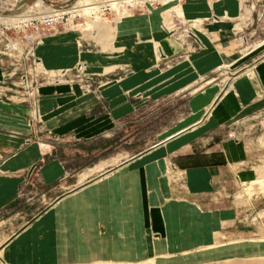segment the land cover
<instances>
[{
	"label": "rangeland",
	"instance_id": "rangeland-1",
	"mask_svg": "<svg viewBox=\"0 0 264 264\" xmlns=\"http://www.w3.org/2000/svg\"><path fill=\"white\" fill-rule=\"evenodd\" d=\"M202 1L208 0H0V160L37 142L51 150L18 199L0 211V249L61 195L195 122L189 102L196 93L212 82L226 86L232 73L264 56V0H240L254 15L244 47L256 45V57L246 59L245 52L242 62L210 74L190 93H149L159 90L162 68L199 51L192 40L179 53L176 45L191 24L182 10ZM45 19L53 25L44 26ZM162 45L175 50L171 59ZM256 89L263 103L264 89ZM246 105L203 128L201 146L213 145V138L246 150L230 166L237 181L224 190L192 194L169 174L177 191L167 200L160 183L166 160L121 173L124 168L99 177L103 189L93 196L84 192L63 204L72 207L63 222L55 216L56 222L31 226L19 249L10 251L12 243L0 251V264H264V103ZM115 107L125 110L116 115ZM80 127L94 137L83 139ZM53 158L67 179L46 185L38 170Z\"/></svg>",
	"mask_w": 264,
	"mask_h": 264
},
{
	"label": "crops",
	"instance_id": "crops-1",
	"mask_svg": "<svg viewBox=\"0 0 264 264\" xmlns=\"http://www.w3.org/2000/svg\"><path fill=\"white\" fill-rule=\"evenodd\" d=\"M202 3L205 5L182 10L185 16L183 17L184 22H191V24H187V29L185 27L183 29L187 35H180L181 32H178V36H181L183 44L177 43L176 45V53H179L181 50L185 51V44L192 40V42L197 44L199 51L183 57L172 67H168L167 69L162 68L159 90L155 91L152 88L149 91V88L146 87L149 93L161 96L190 93L196 89L195 87L193 89L190 87L197 86L202 81L208 83L204 80H208L210 74L216 73L221 69L229 70L230 67H234L236 64L242 62L244 60L243 57L246 55L245 52L249 51L246 59L256 57V45H252L251 48L244 47L247 42L246 37H251L254 34L247 31L252 21H254L251 7L244 6L240 0H208L202 1ZM164 47L162 45L163 49ZM165 50L167 51V59H171L175 50L172 51L173 54H170L168 45L165 47ZM249 53L253 54L249 55ZM251 62V64L245 66L242 70L232 73L231 77L227 78L229 81L226 86L217 83L213 84L212 82V86L193 96L189 105L191 112L195 114L196 121L188 127L181 129L182 133L147 151L140 157L114 169L109 174H106V176L104 175L105 178L124 168L126 170L121 173L133 172L137 167L153 164L156 161L162 163L166 160L168 164L167 178H163L164 173L162 171L160 183L163 185L161 189L164 190V198L167 200L170 195L172 197L174 191H177V186L173 183L181 185L182 188L185 187L192 194H200L203 191H215L217 193L219 190H224L230 181H237L236 174L230 166L234 160L242 161L245 157L246 150L240 145L241 143L233 140H220L216 143L215 139L210 138L211 141L213 140V145L206 143V145L201 146V137L205 135L202 133L205 130L203 128H214L218 124L225 122L234 112L250 108V105L244 106V104L259 106L258 103H264V100L263 103L260 100L259 94L257 95L256 89L258 86L264 89V56L256 57ZM203 94L205 96L202 102L194 103L195 99ZM233 95H237L240 99L239 109L237 107L239 104L237 103L238 105H236L235 101V104L233 103ZM229 104L233 107L232 112L228 110ZM206 105L209 106L208 109L210 107L212 109L205 119V116L198 119L202 109ZM115 108L113 111L118 112L116 115H120L125 110ZM202 119H204L203 122L199 123ZM206 120L210 121L207 125H205ZM83 131L84 128L80 127L79 133L80 135H84L83 139L89 141L94 137H89ZM99 133L96 132V135ZM187 136L189 137L186 138ZM195 145H197V148H193ZM50 152L51 150L47 145L37 142L23 148H18L11 156L7 155L4 159L0 160V211L8 208L10 204L18 199L21 186L32 176L36 164L41 162L43 157L50 155ZM149 158H151L150 161L147 160ZM216 159H219L217 165L216 163H212ZM169 168L171 172L168 170ZM158 174L156 173L155 175ZM169 174L173 175L178 181L184 178V183L180 181L172 183ZM38 177L44 184L52 185L57 181L62 182L67 179V169L62 162L53 158L46 163L44 162L39 167ZM97 177L83 183L82 187L61 197L56 203H53L46 210L35 216L29 223L4 242L0 251L6 249L12 243L10 251L19 249V247H16L18 239L24 237L25 232L35 224L38 226L43 222H50L51 220L56 222L55 216L63 222L67 216L69 217L70 212L72 213V211H68L69 214L67 213V210L72 207H64L63 204L84 192H87L91 197L93 196V192L103 189L99 188L101 187V182L98 180L99 177ZM94 183L98 184L91 188L90 186ZM130 209L131 207L128 210ZM54 232H56V227ZM55 245H51V247H58L57 244ZM64 245V247H67L66 242ZM8 253L10 254V252ZM46 255L48 257V254ZM12 257H14L13 252Z\"/></svg>",
	"mask_w": 264,
	"mask_h": 264
},
{
	"label": "water",
	"instance_id": "water-1",
	"mask_svg": "<svg viewBox=\"0 0 264 264\" xmlns=\"http://www.w3.org/2000/svg\"><path fill=\"white\" fill-rule=\"evenodd\" d=\"M211 109H212V108L210 107V108L207 110L204 119L208 116V114H209V112H210ZM204 119H202L199 123H202ZM183 131H184V130H183ZM180 133H182V131H180V132H178V133H176V134H174V135H172V136L166 138L165 140H163V141H161V142H158L157 144H155V145L149 147L148 149H146V150H144V151L138 153L137 155H135V156L129 158L128 160L123 161L122 163H120L119 165L115 166L114 168H111V169H108V170L104 171L103 173L99 174L98 177H101V176H103V175L109 174V173L112 172L114 169H116V168H118V167L124 165V164L127 163L128 161H131V160H133V159H135V158H137V157H140L141 155H143V154L146 153L147 151H149V150H151V149H154L155 147H157V146H159V145L165 143L166 141H168L169 139H172L173 137L177 136V135L180 134ZM98 177H97V178H98ZM82 186H83V184L80 185L79 187L73 188L72 190L68 191L67 193L61 195V196L58 197L53 203H56L61 197H63V196H65V195H67V194H69V193L75 191L76 189H79V188L82 187Z\"/></svg>",
	"mask_w": 264,
	"mask_h": 264
},
{
	"label": "built area",
	"instance_id": "built-area-1",
	"mask_svg": "<svg viewBox=\"0 0 264 264\" xmlns=\"http://www.w3.org/2000/svg\"><path fill=\"white\" fill-rule=\"evenodd\" d=\"M160 1H162L165 4H168L170 2H172L173 0H147V3H149L150 5L153 4H157ZM42 23H44L43 25L46 27H51L53 25V20L52 19H45Z\"/></svg>",
	"mask_w": 264,
	"mask_h": 264
},
{
	"label": "bare ground",
	"instance_id": "bare-ground-1",
	"mask_svg": "<svg viewBox=\"0 0 264 264\" xmlns=\"http://www.w3.org/2000/svg\"><path fill=\"white\" fill-rule=\"evenodd\" d=\"M78 5V4H77ZM100 169V168H99ZM104 176V175H103ZM99 179V178H98Z\"/></svg>",
	"mask_w": 264,
	"mask_h": 264
}]
</instances>
